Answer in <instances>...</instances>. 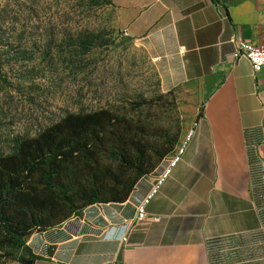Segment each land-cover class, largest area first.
<instances>
[{"label":"crops","instance_id":"1","mask_svg":"<svg viewBox=\"0 0 264 264\" xmlns=\"http://www.w3.org/2000/svg\"><path fill=\"white\" fill-rule=\"evenodd\" d=\"M114 2L162 91L193 89V135L146 219L134 208L163 161L125 202L33 233L34 264H264V67L231 56L239 42L264 45V0Z\"/></svg>","mask_w":264,"mask_h":264},{"label":"rangeland","instance_id":"2","mask_svg":"<svg viewBox=\"0 0 264 264\" xmlns=\"http://www.w3.org/2000/svg\"><path fill=\"white\" fill-rule=\"evenodd\" d=\"M123 33L114 0H1L0 67L12 86L0 80V155L68 113L98 108L126 110L180 141L194 119L193 89L162 91Z\"/></svg>","mask_w":264,"mask_h":264},{"label":"trees","instance_id":"3","mask_svg":"<svg viewBox=\"0 0 264 264\" xmlns=\"http://www.w3.org/2000/svg\"><path fill=\"white\" fill-rule=\"evenodd\" d=\"M82 53L89 51L85 37ZM0 67V80L7 87ZM136 109V102L131 103ZM199 106L196 119L202 116ZM195 119V120H196ZM179 133L126 110L68 113L0 155V262L34 264L26 245L94 204L123 203L178 144Z\"/></svg>","mask_w":264,"mask_h":264},{"label":"built area","instance_id":"4","mask_svg":"<svg viewBox=\"0 0 264 264\" xmlns=\"http://www.w3.org/2000/svg\"><path fill=\"white\" fill-rule=\"evenodd\" d=\"M232 59L237 61L240 58H246L254 72H259L264 67V45H253L249 42H239L231 54ZM194 124V123H193ZM193 127V126H192ZM193 135V129L190 128L183 139L178 142L172 152L163 159V167L154 176L151 184L142 199L135 205L133 221L141 222L146 219V207L154 196L158 194L163 183L170 177L173 169L180 162L185 147ZM126 241L125 237L121 242Z\"/></svg>","mask_w":264,"mask_h":264},{"label":"water","instance_id":"5","mask_svg":"<svg viewBox=\"0 0 264 264\" xmlns=\"http://www.w3.org/2000/svg\"><path fill=\"white\" fill-rule=\"evenodd\" d=\"M118 261H120V253H119V255H118V259H117Z\"/></svg>","mask_w":264,"mask_h":264}]
</instances>
